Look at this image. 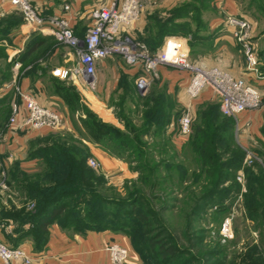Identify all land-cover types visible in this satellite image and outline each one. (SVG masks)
Instances as JSON below:
<instances>
[{
	"label": "rangeland",
	"instance_id": "374dc122",
	"mask_svg": "<svg viewBox=\"0 0 264 264\" xmlns=\"http://www.w3.org/2000/svg\"><path fill=\"white\" fill-rule=\"evenodd\" d=\"M37 1L40 6L37 5ZM109 1L96 0L92 9L103 7ZM35 4L43 15H52L49 10L51 8L44 6L41 0H35ZM258 6L264 7V0L257 3L252 0H143L140 20L145 23L143 27L150 23L153 25L152 28L156 29L163 23L162 21L167 22L169 26L177 25L170 28L171 34L163 38L159 47L162 48L170 39H178L186 46L188 57L193 63L207 68H218L239 77L245 73L247 65L243 49L234 37L236 28L230 21L231 18L248 21L251 24L250 42L254 45L255 51H263L264 14L258 11ZM15 14L18 15L16 11ZM89 24L90 13H87L80 18L77 28L84 30ZM75 30L73 29L74 32ZM143 30L144 28L135 29L131 37L147 48H157L140 40ZM193 35L195 37L197 35V38ZM32 41L33 39L19 46L22 48L20 61L23 68L17 76V83L21 84L24 78H28V85L33 86L39 98L55 102L54 108L60 112L62 107L67 111L68 117L67 120L64 118V123L73 129L50 130L43 136L31 132L34 140L41 137L69 138L73 133L80 136L78 130H82V125L78 117L89 121L88 114L92 112L88 101L89 94L99 98L107 97L106 102L114 109L116 116L123 97L126 98L125 107L135 109L129 105L131 104L129 92L133 89L136 78L142 75L140 68L127 65L118 56L111 57V65L116 70L99 71L97 67L96 87L92 89L83 78L79 79V84L74 82L76 80L72 73L77 67L78 58L73 49L49 36L34 52L26 53ZM262 61L264 63V58ZM100 74L103 77L102 82H99ZM184 74L187 75L174 68L160 67L149 90L139 96L143 102H139L141 108L138 115L128 113V116L139 127L143 122L144 108L150 112L158 109L161 113L160 118L153 123L158 128L165 123L162 122L163 118L169 123L189 113L192 117L190 136L172 137L169 132L171 130L168 129L165 133L152 132L144 135L139 139L144 154L137 156V161L131 160L127 155L119 158L106 152L126 165V175L116 169L107 171L104 162L91 152L85 163V167L91 171V180L85 184L84 189L97 187L98 195L108 199L129 200V192L138 188L145 199L141 208L153 209L154 216L149 214V221L152 224L149 228L136 222L132 216H124L127 225H124L122 230H117L116 221L122 218L116 213L104 215L114 221L110 225L115 229L106 230L116 235L117 238L112 241L128 248L129 264H264V240L261 239L246 205L248 185L253 187L251 194L254 196L256 193L255 167L257 164L264 167V80L256 79V82H253L262 92L263 104L259 110L246 112L238 118H223L218 113L219 100L213 94L210 93L211 97L205 102L201 101L202 96L190 100L183 88L178 85L169 87V82L163 78L167 76L179 79L184 77ZM0 76L3 78L9 76L7 82L11 81L9 78H13L10 77V73L7 75V70L3 66L0 68ZM1 83L3 82L0 81V85ZM1 104L3 107L0 110V120L3 121L9 117L10 104L6 100H2ZM213 108L218 115L214 120L212 119L215 115H208ZM220 123L229 125L230 131L221 130L213 136L214 140H217L216 143H212L210 148L206 145L204 147L213 153V159H210L207 167L217 162L223 163L224 182L211 200L203 198L197 200L204 194L203 182L206 174L201 173L206 170V166L201 162L200 146L194 145V141L197 135L201 134L200 130L210 132L212 125L216 127ZM121 124L124 126L121 130L124 131L125 125L123 122ZM172 126L170 129L173 131ZM231 133L237 147V156L228 149L227 138ZM83 136L86 138V134ZM131 139L137 140L135 134H132ZM27 152H30V146ZM90 160H95L98 167H91ZM144 166L145 168H142ZM39 168L40 164L36 171ZM182 172L184 180L180 182L179 176ZM35 173L37 172L32 174ZM1 181H5L9 187V178L3 177ZM17 190L20 192L19 188ZM22 195L25 194L22 192ZM73 199L75 198L70 197L64 201L71 203ZM134 228L137 232L149 230V234L143 237L145 240L157 238L158 242L174 247L175 252L167 258H161L158 247L147 253L137 251L135 247L138 244L137 239L130 234ZM6 244L22 248L19 246L20 243Z\"/></svg>",
	"mask_w": 264,
	"mask_h": 264
},
{
	"label": "trees",
	"instance_id": "16d2710c",
	"mask_svg": "<svg viewBox=\"0 0 264 264\" xmlns=\"http://www.w3.org/2000/svg\"><path fill=\"white\" fill-rule=\"evenodd\" d=\"M252 2L257 3L259 0H252ZM251 4L253 5V3ZM255 5L257 6V4ZM258 11L264 14V7L258 6ZM16 13L18 14L17 16L14 15L9 19H2L0 21V29L9 25L12 26L18 24L21 20L20 17L23 19V15L19 11L16 10ZM162 22L163 23H161L157 29L152 28L153 25L148 23L144 27L143 34H141L142 36H140L141 41L157 47L153 49L146 47L150 55H155L161 49L159 46L162 43L163 38L166 35L171 34L170 28L172 26H177L171 24V26H169L167 22ZM193 36L194 38H197V35L196 37L195 35ZM45 42L46 40L36 37L33 39L31 45H29L28 50L34 52L39 45ZM257 55L260 72L264 75V63L262 61V58H264V50L257 52ZM7 75H9L8 72ZM8 77L4 78L5 80L2 81L3 83L1 84H4ZM136 80L133 89L129 92L131 103L129 105H132L135 109H131L130 107L127 109L125 107L126 98L123 97L119 113L117 114V118L125 125L124 131L113 125L102 122L94 113L89 112V121L82 117H78V120L82 125V130H78L80 136H76L72 132L73 135L70 134L69 138L53 137L48 139L46 137H41L31 142L30 154H32L33 158L40 160L41 168H39L38 172L35 174L21 173L12 176L10 178L9 186L13 188L16 187L17 189L19 188L20 192L25 194V203L33 202L32 207L29 208L25 205L18 210H8L3 212V216L4 218H10L16 221L17 229L19 231L24 230L23 228L25 224L29 225L27 229L34 239L33 244L35 250L40 251L46 247L49 239V229L53 224H58L63 229L73 230V232L81 234H84L86 231L102 232L106 230H114L115 228H117V230H122L124 225H127V222L124 221V216H132L136 222L142 224L145 228H149L152 225L149 221V214L154 216L153 209L141 208L145 199L138 188L129 192V200L122 198L108 199L104 196L98 195V192H96L97 187L84 189L85 184L90 183L89 180H91V171L85 167L88 157L91 156V151L87 142L96 144L108 154L118 156L119 158H124V156L127 155L131 160L137 161V156L144 154L142 143L139 142V139L142 138V136L152 132H154V134L160 132L165 133L167 132V129L171 130L169 132L172 137L179 134V121L181 117L169 123L168 120L166 122V118H163L162 122L165 121V123L158 128L153 125L155 120L160 118L159 116L161 113L158 109L150 112L149 110L146 111L144 108L142 111L143 122L141 126L138 127L134 121L132 122L128 115H138L139 108H141L139 105L143 102L142 99L139 98L141 94L137 91ZM12 98L13 93H10L9 96L5 97L3 100H6L11 104ZM9 109L10 116L11 105H9ZM210 112L211 113L208 115H215L212 120L218 118L216 109L214 110L213 108ZM218 113L223 118H230L225 117L221 113L220 103L218 106ZM207 120H210V118H207ZM171 125H173V131L170 129ZM229 127V125L224 123H220V125L218 124L216 127L212 125L210 132L200 130L201 134H198L196 141H194V145L196 144L200 146L201 162L206 166V170L201 173V175L206 174L205 182H203L204 194L198 197L197 200H201L202 198L203 200H211L212 197L216 196L219 187L222 186L224 182L223 163L217 162L216 164L207 167L209 166L207 164L210 163V159H213V153L210 149H205L204 145H206L207 148H210L212 143H216L217 141L214 140L213 136L217 135L221 130L223 132L230 131L231 128L229 129ZM84 133L86 134L87 139L83 136L85 135ZM132 134H135L137 140L134 141L131 139ZM219 142H221V140H219ZM227 142L229 151L237 156V147L233 141L232 133L228 136ZM34 143L37 144L34 145ZM158 145L160 146V143ZM142 168H145V166ZM255 168L256 184L254 189L256 190V193L253 191V193H255L253 196V194H251L253 187L248 185L246 205L250 217L256 223V229L260 232L261 239L264 240V167L257 164ZM12 170L20 171L21 169L19 165H15L12 167ZM183 176L184 173L182 172L179 176L180 182L184 180L182 179ZM70 197L75 198L71 203L64 201ZM112 213H116L119 218H122L116 221L117 226L115 228L110 225L111 222H114L113 219L104 216ZM130 234L137 239L138 244L135 246L137 251H144L147 253L149 250H154L158 247L161 253V258H167V256L172 255L175 252L174 247L167 246V243L163 244V242H158L157 238L145 240L143 237L146 234H149V230L137 232L134 228L131 229ZM9 246L13 248L18 247L12 245Z\"/></svg>",
	"mask_w": 264,
	"mask_h": 264
},
{
	"label": "built area",
	"instance_id": "2783aa9c",
	"mask_svg": "<svg viewBox=\"0 0 264 264\" xmlns=\"http://www.w3.org/2000/svg\"><path fill=\"white\" fill-rule=\"evenodd\" d=\"M23 15L25 24L34 32L48 33L61 44L74 50L78 58L73 77L83 78L94 89L98 63L111 57H120L133 67L140 68L142 75L136 80V88L143 95L157 75L161 66L174 68L188 75L185 92L190 100L198 99L205 90H210L219 100L221 113L225 117L238 118L246 112L262 107L261 90L253 83L264 80L259 69V59L251 39V24L246 20L231 18L230 24L236 30L234 37L243 49L246 71L235 77L218 68H207L193 63L186 46L180 40L170 39L155 54L131 37L143 11V0H111L107 5L92 12L91 25L83 37L77 36L64 14L45 16L35 4V0H7ZM68 7H65L66 12ZM18 66V65H17ZM13 90L11 113L6 125L10 132H41L59 130L65 125L64 117L54 109L42 105L29 90L22 89L17 81L7 86ZM192 132V117L189 113L179 121V137L187 138ZM89 165L98 167L95 160ZM110 264H129L130 252L127 247L111 242L105 247ZM0 261L2 264H37L22 248H13L0 241Z\"/></svg>",
	"mask_w": 264,
	"mask_h": 264
},
{
	"label": "crops",
	"instance_id": "0c3cea01",
	"mask_svg": "<svg viewBox=\"0 0 264 264\" xmlns=\"http://www.w3.org/2000/svg\"><path fill=\"white\" fill-rule=\"evenodd\" d=\"M44 6H49L52 15L64 14L70 21L71 27L76 29L75 33L79 37H83L91 25L92 22V5L96 0H41ZM111 1V0H110ZM109 1V2H110ZM108 2V3H109ZM107 3V4H108ZM106 4V5H107ZM37 5L40 4L37 1ZM52 6H54L52 8ZM65 7H68V11H64ZM47 10V9H46ZM15 9L10 5L7 0H0V21L2 19H9L15 14ZM92 11V12H91ZM90 13V24L85 27L84 30H79L77 28L78 22L83 15ZM50 14V15H51ZM18 24L12 26H7L0 29V68L5 67L8 74L10 73L11 81L7 80L4 84L0 85V110L3 107L1 101L13 93L12 89H8L7 86L13 81H17V76L23 68V64L20 61V51L22 48L19 46L27 41H31L36 37H40L47 40L49 36L53 37L48 33H39L32 31L23 21L22 17ZM139 24L135 29H143L144 24L142 19L138 22ZM54 38V37H53ZM30 51L27 50L26 53ZM112 58H108L98 63L99 71L112 72L115 69L111 65ZM18 65V66H17ZM165 67V66H161ZM245 73H243L244 75ZM242 75V76H243ZM234 76V75H233ZM241 76V75H240ZM239 76V77H240ZM238 77V76H235ZM163 78L169 82V87L179 86L184 89L187 85L188 75L184 74V77L170 78L163 76ZM79 79L76 78L74 82L79 84ZM102 74L99 75V82H102ZM5 79L0 76V81ZM28 78H24L19 86L24 90L31 91L32 94L37 98V100L44 106L54 109L56 112L60 113L64 118L68 117L67 111L62 107L61 112L54 108L55 102H50L47 100H42L34 92L33 86L28 85ZM213 94L210 90H205L202 93L201 101L205 102ZM187 96V95H186ZM107 98V97H105ZM99 98L98 96H92L89 94L88 101L90 109L92 112L104 123L113 125L119 129H123L124 126L121 124L120 120L117 118L114 109L110 108L106 102V99ZM188 98V97H187ZM6 117L3 121L0 120V241L4 243H20L19 246L22 247L26 252H28L32 257L37 259V264H110L108 255L105 251V247L116 239V235L110 232H94L86 231L84 234L73 232V230L63 229L58 224H53L49 229V239L46 247L40 251L34 248V239L28 232L27 224L24 225V230L19 231L17 229V222L10 218H4L3 212L12 209H21L25 205L27 207L32 206V202L25 203V196L22 192H19L17 188L7 187L6 182L1 181V178H11L16 174H32L36 171L40 160L33 158L30 152H27L28 147L35 138L32 134L25 131L10 132L7 130V119ZM63 129L67 131H72V127L69 124H65ZM49 130H43L37 132V135L43 136L44 133ZM88 146L91 149L92 154L98 157L102 162H104L107 171L118 170L122 171L126 175L127 167L124 163L116 160L115 158L108 155L106 152L102 151L96 144L89 143ZM19 165L20 171H13L12 167ZM0 264L1 261H0ZM22 264V263H14Z\"/></svg>",
	"mask_w": 264,
	"mask_h": 264
}]
</instances>
